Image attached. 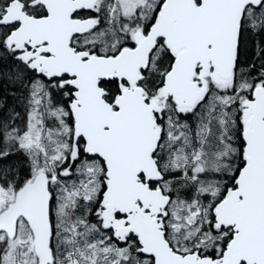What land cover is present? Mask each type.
Instances as JSON below:
<instances>
[{
  "label": "snow or ice",
  "instance_id": "6c2138e0",
  "mask_svg": "<svg viewBox=\"0 0 264 264\" xmlns=\"http://www.w3.org/2000/svg\"><path fill=\"white\" fill-rule=\"evenodd\" d=\"M0 264H264V0H0Z\"/></svg>",
  "mask_w": 264,
  "mask_h": 264
}]
</instances>
